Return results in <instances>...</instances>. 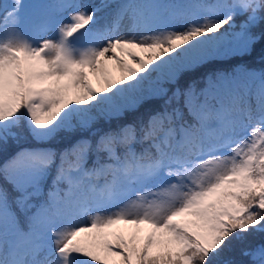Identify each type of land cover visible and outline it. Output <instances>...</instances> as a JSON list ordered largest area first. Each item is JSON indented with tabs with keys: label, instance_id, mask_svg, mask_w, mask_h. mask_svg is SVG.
Returning a JSON list of instances; mask_svg holds the SVG:
<instances>
[{
	"label": "snow or ice",
	"instance_id": "1",
	"mask_svg": "<svg viewBox=\"0 0 264 264\" xmlns=\"http://www.w3.org/2000/svg\"><path fill=\"white\" fill-rule=\"evenodd\" d=\"M28 7L0 19V154L93 138L0 167V264H264V69L179 86L258 44L264 60V0H52L25 32Z\"/></svg>",
	"mask_w": 264,
	"mask_h": 264
},
{
	"label": "trees",
	"instance_id": "2",
	"mask_svg": "<svg viewBox=\"0 0 264 264\" xmlns=\"http://www.w3.org/2000/svg\"><path fill=\"white\" fill-rule=\"evenodd\" d=\"M182 2H189V0H182ZM207 2L212 3L214 0H207ZM243 17H237V23L242 20ZM227 27V26H225ZM237 31L239 29H236ZM223 31V30H222ZM261 46L258 44L255 46V49L252 54L239 56V55H232L229 57L217 59L215 61L209 62L200 66L199 68L184 72L180 79H179V86L183 89L186 88L188 85L194 84L196 89L199 91L206 87V81L209 76H212L213 79L215 78V73L218 72H232L233 70L239 69L240 66L243 68L254 70V71H261L264 69V60L260 57ZM171 87V86H168ZM162 100L153 101L148 106H141L137 112L135 113L136 116H144L147 114L151 108H159L162 105ZM133 119V113L131 111H126L121 113L120 115H115L111 117H101L96 122V127L94 131L98 130H107L108 128H115L119 125L124 123L131 122ZM92 133L88 132L85 129H76L71 132H65L59 135L54 140L45 142L44 144H39L37 141L31 139L30 137H25L21 139L18 143H15L12 148L6 154H0V167H3L5 163L9 159H11L17 152L23 151L25 149H32L36 147H48L56 152H62L65 149L71 148L79 139H92ZM91 166L90 164L88 165ZM0 183H3L0 180ZM51 186V178L44 184V193L45 197L47 192ZM9 190H11L10 185L8 186ZM65 187V186H61ZM34 203L36 201H33ZM21 219H23L22 214ZM24 225L22 224V227ZM261 239H264L260 234H257L255 237V242L259 243ZM235 258L239 259L240 257L236 256Z\"/></svg>",
	"mask_w": 264,
	"mask_h": 264
},
{
	"label": "rangeland",
	"instance_id": "3",
	"mask_svg": "<svg viewBox=\"0 0 264 264\" xmlns=\"http://www.w3.org/2000/svg\"><path fill=\"white\" fill-rule=\"evenodd\" d=\"M22 2L24 4L29 5V7L25 8L23 12L20 14L18 27L21 30L27 32L29 31L31 26L39 23L40 21V11L41 10L39 8H34L31 6L51 3L52 0H22ZM93 2L99 3L100 0H93ZM105 2L115 4V3H119L120 0H105ZM13 3H14V0H0V19L3 18V16L6 14L7 11L11 10V5H13ZM110 12H111V9H105L101 15H107ZM101 23H103V21H101ZM48 35L51 36L52 33L49 32ZM114 75H118V73L114 72ZM92 84H93V87L99 90L100 85L95 81V79L92 80ZM49 243H51V241H49Z\"/></svg>",
	"mask_w": 264,
	"mask_h": 264
},
{
	"label": "bare ground",
	"instance_id": "4",
	"mask_svg": "<svg viewBox=\"0 0 264 264\" xmlns=\"http://www.w3.org/2000/svg\"><path fill=\"white\" fill-rule=\"evenodd\" d=\"M101 14H102V13H101ZM101 14H100V15H101Z\"/></svg>",
	"mask_w": 264,
	"mask_h": 264
}]
</instances>
